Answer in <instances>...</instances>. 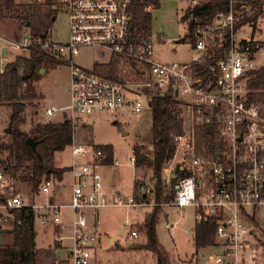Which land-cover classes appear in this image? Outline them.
I'll return each instance as SVG.
<instances>
[{
  "label": "built area",
  "instance_id": "obj_1",
  "mask_svg": "<svg viewBox=\"0 0 264 264\" xmlns=\"http://www.w3.org/2000/svg\"><path fill=\"white\" fill-rule=\"evenodd\" d=\"M67 16L68 39L56 42L48 32L43 38L25 33L20 42L0 37V52L40 48L69 67V103L44 110L46 117L62 112L72 127H85L86 116L94 113L129 112L139 116L149 108L153 96H168L174 101L182 131L174 136L172 158L162 170L163 187L175 183L170 202L179 210L192 208L195 226L213 225L212 252L206 264H264V239H250L254 230L262 233L257 212L264 207V105L251 100L247 87L250 74L264 66V40L237 28L250 15L230 2L227 11L198 26L192 39L196 56L188 63H161L156 47L163 46L151 36L136 43L131 33L133 0H61ZM191 1L190 10L197 6ZM147 9V8H146ZM195 21L192 14L188 22ZM81 49H97L109 54L118 64L114 81L91 69L73 63ZM213 59L203 76L196 65ZM105 63V64H107ZM71 192L68 203L54 201L51 189L58 184L53 177L42 178L36 190L17 189V180L0 163V235L21 227V215L30 212L32 226L52 228L55 236L52 264H98L100 244L97 211L106 207L154 208V190L126 200L118 197L108 203L99 169L105 155L95 146H70ZM135 167V156L126 157ZM112 165L118 166L115 157ZM175 176V180L171 177ZM153 186L155 180L153 179ZM24 185V186H23ZM171 189V188H170ZM169 190V189H168ZM43 197L42 201L39 198ZM252 218L254 220H252ZM248 225L252 227L250 230ZM129 228L128 225H126ZM168 230L173 225L166 224ZM139 237L131 228L129 238ZM68 242V244H67Z\"/></svg>",
  "mask_w": 264,
  "mask_h": 264
},
{
  "label": "rangeland",
  "instance_id": "obj_2",
  "mask_svg": "<svg viewBox=\"0 0 264 264\" xmlns=\"http://www.w3.org/2000/svg\"><path fill=\"white\" fill-rule=\"evenodd\" d=\"M158 1L159 6L157 8L151 7L149 12L152 17L151 38L154 41L159 38L163 41V46L155 48L157 53L156 60L161 63L177 62L184 64L190 62L196 56V53L192 41L186 38L189 22L188 20L184 21V17L190 11L192 0ZM36 2L41 3L43 10L47 11L44 0H36ZM204 2L205 0H197L198 5ZM15 4L17 5L18 13L25 12L28 7H31L32 0H15ZM246 10L249 11V9ZM14 16L9 12L0 15V37L16 43L20 42L25 33L29 31L22 26V20ZM253 30L250 27L246 31L254 32L257 38L264 40L263 18L258 20L255 31ZM49 33L51 39L56 42L67 41V16L62 8L57 9L56 19ZM29 53V50L16 51L12 49L6 50L3 54L0 52V69L3 62L7 65L13 63L16 58H28ZM108 60L109 54L105 51L81 49L79 55L73 58V63L85 69H91L96 65L107 63ZM39 75V80L33 84L37 98L26 100L27 108L23 115L22 123L18 126L19 130L27 134H30V131L36 125L48 122L54 123L64 117L62 112L46 117L44 110L47 107L60 108L69 103V67L66 65L59 66L46 72H39ZM174 107L177 106L174 104ZM85 120L88 125L85 135L78 133L77 128L79 127L75 126L73 128L76 139L83 138L88 141L87 145L81 144L80 146L99 147L110 145L114 151L113 157L119 162L118 166L111 165L99 169L103 192L108 203L112 204L114 197H118L122 201L131 198L134 182L136 183L135 189L137 192H141V195L144 194L146 198L148 197L149 199H146V201L150 200L151 197L147 191L153 188V181L150 179L151 170L146 166L133 167L126 158L128 155L134 156V148H137L140 153L146 156H151L152 148L150 144L152 136L150 133L151 115L149 108L144 106L141 114L137 117L129 112L94 113L86 116ZM5 130H8V132L5 133ZM10 133L9 108L8 106L0 105L1 141L7 142V135ZM73 143L79 145L75 142ZM6 156L7 153L4 151L0 154V159L5 160ZM71 162L70 149L67 147L64 151L55 154L53 166L56 169L69 168ZM24 174L25 172L21 170L18 176ZM162 176L165 175L162 174ZM14 179L17 180V189L22 190L23 187L18 182L20 179ZM64 182H69L68 172L64 176ZM24 183L23 191L25 193L29 192L30 189L33 191L30 183ZM171 187L172 185L167 188L171 190ZM61 194L63 201L68 203L67 192L61 191ZM43 199V197H40L39 201ZM159 207H161L162 213L156 225V235L159 244L169 257V263L206 264L205 255L211 253L212 249H196L194 246L195 221L193 209L187 207L179 210L165 204H161ZM151 210V208L144 206L130 208L110 206L99 209L96 219L100 225L101 240L96 249V262L98 264H156L157 261L154 254L149 251L136 249L146 242L142 232L139 231V227ZM257 215L259 226L262 227V233L260 234L257 230H254L253 236L250 237L252 240L260 235L264 239V207L258 210ZM166 224L173 225V228L168 230ZM131 228L136 229L139 233V237L135 240L129 238ZM248 228L252 229L249 225ZM54 241L55 236L52 228L44 229V227L36 224L34 242L38 264L44 263L45 257L53 254ZM10 244V235H0V262L4 257L2 250L10 247Z\"/></svg>",
  "mask_w": 264,
  "mask_h": 264
},
{
  "label": "trees",
  "instance_id": "obj_3",
  "mask_svg": "<svg viewBox=\"0 0 264 264\" xmlns=\"http://www.w3.org/2000/svg\"><path fill=\"white\" fill-rule=\"evenodd\" d=\"M233 2L236 9H249L248 16H245L237 25V28L249 25L255 31L259 19H264V0H205L192 10V19L188 23V34L192 38L194 29L212 20L218 12L227 11L230 2ZM61 0H44L47 11H44L41 3L32 0L31 7L25 12H19L15 0H0V15L5 12L12 13L15 18L22 20V26L29 31L33 38H43L51 29L56 19L57 9ZM206 5V9L201 8ZM159 6L158 0H133L131 5V33L136 43H141L151 35L152 17L146 12L147 7ZM188 14L184 21L188 20ZM192 41V39H191ZM193 44V42H192ZM29 57L16 58L13 63L7 64L0 73V105L9 108V125L11 133L7 135L8 141L0 139V154L6 151L5 160L0 159L2 167L12 178L20 179L21 182L30 183L33 190H36L38 182L42 178L53 177L60 181L63 175L70 171V168L56 169L53 166L54 156L62 152L73 142V127L71 123L63 119L60 122H48L36 125L30 134L19 130L23 115L27 108L26 100L36 99L37 95L33 87L34 82L39 80V72H44L65 65L50 53L36 47H31ZM113 59V57H112ZM107 64L94 66V70L102 76L118 81L116 76L118 64L112 60ZM213 59L205 60L196 65L203 76H207L208 66H213ZM30 76L23 80V77ZM247 87L251 92L250 98L253 102L264 105V66L250 74L247 80ZM151 115L150 133L152 136L151 156H146L134 148L136 159L135 167L146 166L151 170V180H155L153 186V200L156 204L169 202L174 191V182L171 190H166L162 182V170L165 164L172 158L175 142L174 136L182 131V122L177 118L174 101L168 96L156 95L150 100ZM30 138L35 142L34 149L26 146V140ZM104 152L103 166H111L114 151L112 146H99ZM25 172L18 176L19 171ZM136 183L133 185V195L136 202L146 198L136 194ZM146 199H149L148 197ZM162 213L161 207L152 208L139 227V231L145 237V244L136 249L149 251L156 256V264H170L164 248L159 244L156 235V225ZM24 223L21 227L15 228L8 235L11 236L10 247L2 250L4 257L0 264H38L35 250V232L32 226V215L30 212L21 215ZM252 220H254L252 218ZM213 225L203 223L194 228V246L196 249L208 248L212 243ZM264 247V243L262 244ZM1 253V251H0Z\"/></svg>",
  "mask_w": 264,
  "mask_h": 264
},
{
  "label": "crops",
  "instance_id": "obj_4",
  "mask_svg": "<svg viewBox=\"0 0 264 264\" xmlns=\"http://www.w3.org/2000/svg\"><path fill=\"white\" fill-rule=\"evenodd\" d=\"M151 7H147V9H145V11L146 12H150V9ZM6 65V63L5 62H3L2 64H1V69H0V73L3 71V67ZM63 120V118H61V120H59V121H57V122H60V121H62ZM88 127V125L87 126H85V127H82V128H77V130H78V133L80 134V135H85L86 133H87V128ZM76 132V131H75ZM75 133H73V135H74ZM76 135V134H75ZM75 135L73 136V142H75V143H77V144H79V145H81V144H83V145H87V143H88V141H86L85 139H76L75 138ZM71 164H72V162H71ZM71 164H70V166H71ZM70 166H69V168H70ZM102 167H105V166H102ZM101 167V168H102ZM66 174V173H65ZM65 174L63 175V177H62V179L60 180V181H58V184L57 185H55L52 189H51V196H52V199L54 200V201H57V202H60V203H65L64 201H63V196H62V194H61V191H66L67 192V195H68V200H69V197H70V192H71V175H70V172H68V174H69V182H64V176H65ZM165 217H166V215H165ZM44 229H46V228H44ZM34 232H35V228H34ZM45 255H47V254H45ZM44 256V255H43ZM42 256V257H43ZM42 260H43V258H42ZM42 260H40V261H42ZM54 262V257H53V254L52 255H49V256H47V257H45V259H44V263L43 264H52ZM41 263V264H42Z\"/></svg>",
  "mask_w": 264,
  "mask_h": 264
},
{
  "label": "water",
  "instance_id": "obj_5",
  "mask_svg": "<svg viewBox=\"0 0 264 264\" xmlns=\"http://www.w3.org/2000/svg\"><path fill=\"white\" fill-rule=\"evenodd\" d=\"M201 9H202V10L206 9V5L203 6ZM191 14H192V10L188 11V15H191ZM188 37H189V36H187L186 38H188ZM41 72H43V71L41 70L40 73H41ZM29 77H30V76H25V77H23V80H26V79L29 78ZM7 132H8V130H5V133H7ZM25 144H26V146H28V147L31 148V149H34V147H35V142H34L32 139H30V138H28V139L26 140ZM171 179H172V180H175V176H172Z\"/></svg>",
  "mask_w": 264,
  "mask_h": 264
}]
</instances>
